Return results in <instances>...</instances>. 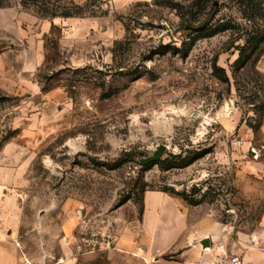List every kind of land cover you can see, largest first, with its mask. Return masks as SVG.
<instances>
[{"label": "rangeland", "instance_id": "1", "mask_svg": "<svg viewBox=\"0 0 264 264\" xmlns=\"http://www.w3.org/2000/svg\"><path fill=\"white\" fill-rule=\"evenodd\" d=\"M252 37L264 39V0H0V242L21 264H145L121 242L138 240L144 193L163 190L257 231L264 43ZM161 146L158 162L186 165L145 164Z\"/></svg>", "mask_w": 264, "mask_h": 264}, {"label": "crops", "instance_id": "2", "mask_svg": "<svg viewBox=\"0 0 264 264\" xmlns=\"http://www.w3.org/2000/svg\"><path fill=\"white\" fill-rule=\"evenodd\" d=\"M142 202L139 241L125 237L121 243L145 264H228L233 256H240L243 264H264V212L257 231L242 236L212 216H199V206L189 210L165 192L147 191ZM205 239L208 248L201 245ZM167 253L169 260L163 258ZM21 263L16 248L0 242V264ZM59 264L75 260L63 257Z\"/></svg>", "mask_w": 264, "mask_h": 264}, {"label": "trees", "instance_id": "3", "mask_svg": "<svg viewBox=\"0 0 264 264\" xmlns=\"http://www.w3.org/2000/svg\"><path fill=\"white\" fill-rule=\"evenodd\" d=\"M78 11L77 12H70V11H67V12H63L61 13L60 15L62 17H72V16H83L84 13L82 12V10L80 8H77ZM48 12V10H46V13ZM49 13V12H48ZM55 13V12H54ZM51 14L52 16H55V14ZM214 34H216V32H213L211 34H207V36L205 37H210V36H213ZM247 43L248 45H253L254 47H258L260 46L262 43H264V39L260 38L259 40L252 37L250 39L247 40ZM174 50L176 51L177 48H174ZM242 62V58L239 57L236 64H240ZM215 72H216V76H218L220 79H224L225 81H229L228 80V77L226 76V72L225 70L223 69H220V68H215ZM157 164H160L163 168H166V169H171V168H174V167H180V166H185L186 165V162L185 160L181 162V164H177V163H173L171 162V159L170 158H167L166 160H161L160 162H158ZM162 192H165L167 194H170L171 196H174V195H181L183 197V199L190 205V206H198L202 203V200H198V199H194V198H191V195L197 193V192H194L193 194H187L186 192H183L182 194H177L176 192H174L173 190L170 191V190H163Z\"/></svg>", "mask_w": 264, "mask_h": 264}, {"label": "water", "instance_id": "4", "mask_svg": "<svg viewBox=\"0 0 264 264\" xmlns=\"http://www.w3.org/2000/svg\"><path fill=\"white\" fill-rule=\"evenodd\" d=\"M225 109H226V111L229 110V105L228 104L225 105ZM165 149H166L165 146H161L155 152V154L153 156L149 157L148 159H146L144 163L145 164H149V163H156V162H158L162 158ZM201 245H202L203 248H208L209 247V240L208 239L202 240L201 241Z\"/></svg>", "mask_w": 264, "mask_h": 264}, {"label": "built area", "instance_id": "5", "mask_svg": "<svg viewBox=\"0 0 264 264\" xmlns=\"http://www.w3.org/2000/svg\"><path fill=\"white\" fill-rule=\"evenodd\" d=\"M228 264H243V260L240 256H233L229 259Z\"/></svg>", "mask_w": 264, "mask_h": 264}]
</instances>
